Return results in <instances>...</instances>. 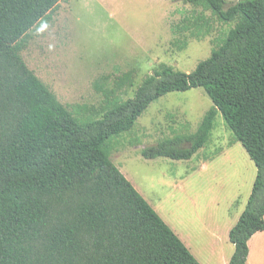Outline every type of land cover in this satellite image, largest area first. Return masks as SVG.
I'll use <instances>...</instances> for the list:
<instances>
[{
  "label": "trees",
  "instance_id": "trees-1",
  "mask_svg": "<svg viewBox=\"0 0 264 264\" xmlns=\"http://www.w3.org/2000/svg\"><path fill=\"white\" fill-rule=\"evenodd\" d=\"M61 1L0 0V264H200L103 152L152 101L197 87L212 107L196 132L144 147L141 155L190 159L221 114L256 167L228 233L234 245L228 264H246L248 240L264 230V0H184L234 26L191 72L166 67L118 100L114 91L132 83L131 72L122 74L103 90L105 104L89 109L100 118L84 121L20 55L27 32L45 25ZM184 19L183 27L190 22L199 37L203 15ZM182 141L189 147L181 148Z\"/></svg>",
  "mask_w": 264,
  "mask_h": 264
},
{
  "label": "rangeland",
  "instance_id": "rangeland-1",
  "mask_svg": "<svg viewBox=\"0 0 264 264\" xmlns=\"http://www.w3.org/2000/svg\"><path fill=\"white\" fill-rule=\"evenodd\" d=\"M198 14L207 22L196 37L190 22L186 28L182 24L185 16ZM234 23L221 22L184 0H62L45 25L27 32L20 55L59 102L84 121L100 118L89 109L105 104L103 90L114 88L122 74L131 72L132 83L114 91L111 97L118 100L132 97L147 75L166 67L191 72ZM173 28L181 31L174 34ZM183 41L187 44L181 48ZM211 107L201 87L166 93L147 106L130 130L108 139L103 152L163 221L197 247L203 264H228L234 246L227 229L245 207L256 167L221 114L197 151L196 165L193 159L141 155L144 147L194 134ZM211 232L218 234L215 242L208 239ZM248 248L246 264H264V231Z\"/></svg>",
  "mask_w": 264,
  "mask_h": 264
},
{
  "label": "crops",
  "instance_id": "crops-1",
  "mask_svg": "<svg viewBox=\"0 0 264 264\" xmlns=\"http://www.w3.org/2000/svg\"><path fill=\"white\" fill-rule=\"evenodd\" d=\"M59 5V4H58ZM191 5V4H190ZM192 6V5H191ZM197 37V36H196ZM210 133H211V130H210ZM210 133H209V135H210ZM119 135V134H118ZM209 135H208V137H207V139H206V141H205V143H204V145L202 146V147H204L205 146V144L208 142V140H209ZM117 135H115V137H116ZM114 137V136H113ZM201 149V148H200ZM199 149V150H200ZM196 156H197V152L190 158V159H187V160H181V161H183V162H188V161H191V159H193V161H194V163L193 162H191V165H196ZM179 161V160H178ZM203 162V161H202ZM202 162L200 163V166L202 165ZM186 167H188V166H186ZM193 168H195V167H193ZM204 168H206V165L204 166ZM143 197V196H142ZM144 198V197H143ZM145 199V198H144ZM146 200V199H145ZM237 202L235 201V204H236ZM150 205V204H149ZM246 205V204H245ZM151 206V205H150ZM152 207V206H151ZM153 208V207H152ZM157 213V212H156ZM158 214V213H157ZM241 214V213H240ZM240 216V215H239ZM161 218V217H160ZM238 218L239 217H237V220H238ZM162 219V218H161ZM163 220V219H162ZM237 220H236V222H237ZM235 222V223H236ZM234 223V224H235ZM166 224V223H165ZM233 224V225H234ZM167 225V224H166ZM233 225H231L230 224V226L228 227V233H229V230L233 227ZM168 226V225H167ZM169 227V226H168ZM176 235H177V237L184 243V245L188 248V250L190 251V253L195 257V259L200 263V264H203L201 261H200V259L197 257V256H199V255H201V253L197 250V247L195 248V247H193L191 244H190V242L186 239V238H184V236H183V233H178L177 231H176V229H174L173 227H169ZM264 231V230H263ZM260 232H262V231H259V232H256V233H254L251 237H250V239L248 240V245H249V247H250V243H251V241H252V239H253V237H255L258 233H260ZM208 239H210L212 242H215V240H217V239H219V237H218V234H215L214 232H211V233H209V237H208ZM234 246V245H233ZM234 251V250H233Z\"/></svg>",
  "mask_w": 264,
  "mask_h": 264
}]
</instances>
